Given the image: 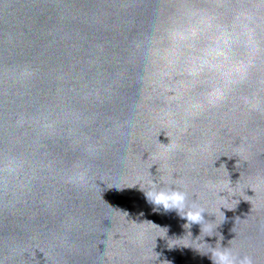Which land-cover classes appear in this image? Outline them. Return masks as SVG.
Segmentation results:
<instances>
[{
  "label": "water",
  "instance_id": "1",
  "mask_svg": "<svg viewBox=\"0 0 264 264\" xmlns=\"http://www.w3.org/2000/svg\"><path fill=\"white\" fill-rule=\"evenodd\" d=\"M219 246L264 264V0H0V264Z\"/></svg>",
  "mask_w": 264,
  "mask_h": 264
},
{
  "label": "clouds",
  "instance_id": "2",
  "mask_svg": "<svg viewBox=\"0 0 264 264\" xmlns=\"http://www.w3.org/2000/svg\"><path fill=\"white\" fill-rule=\"evenodd\" d=\"M69 182L86 183L87 172L84 170L76 172L69 177ZM145 195L148 202L155 206L153 211H156L159 207H162L165 212L175 210L181 218H186L189 224H201L205 219L203 215L205 209L195 201L190 203L188 193L181 188L163 187L150 183L149 190L145 192ZM208 253H210L213 264H253L250 256H241L231 247H214Z\"/></svg>",
  "mask_w": 264,
  "mask_h": 264
}]
</instances>
